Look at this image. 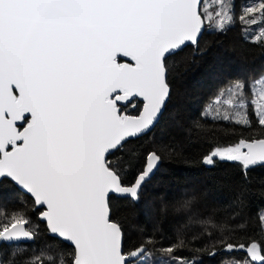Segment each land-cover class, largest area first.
Segmentation results:
<instances>
[{"label": "snow or ice", "instance_id": "obj_1", "mask_svg": "<svg viewBox=\"0 0 264 264\" xmlns=\"http://www.w3.org/2000/svg\"><path fill=\"white\" fill-rule=\"evenodd\" d=\"M234 7V0H0V183L10 180L30 194L48 232L71 246L69 252L48 242L20 260L24 249L16 247L0 264H181L174 255L187 246L180 236L168 246L149 236L125 249L122 226L110 218V193L139 200L170 146L150 151L131 185L109 157L161 115L176 67L170 57L196 45L206 26L228 30ZM238 19L259 24L255 40L264 44V0ZM132 97L142 98L139 115L122 110ZM212 111L213 119L246 129L253 128L251 114L264 130V75L233 81ZM214 158L238 162L245 172L264 165V135L215 147L204 162ZM194 203L184 199L180 206L192 210ZM37 228L25 207L0 209V244L33 240ZM221 242L225 251L247 253L237 264H264L260 243ZM153 249L157 260L148 259Z\"/></svg>", "mask_w": 264, "mask_h": 264}, {"label": "trees", "instance_id": "obj_2", "mask_svg": "<svg viewBox=\"0 0 264 264\" xmlns=\"http://www.w3.org/2000/svg\"><path fill=\"white\" fill-rule=\"evenodd\" d=\"M253 2L234 0L235 24L224 32L206 26L196 45H187L170 57V64L174 62L176 67L169 76L171 94L159 122L151 132L129 140L122 151L110 155L113 164L124 169L123 183L131 185L144 168L147 154L159 150L161 143L170 146L160 152L161 165L144 184L138 202L110 197L111 219L122 226L125 249L138 246L149 236L157 237L164 246L180 236L187 245L174 253L182 258L181 264H237L248 259L243 250L225 251L221 242L225 238L229 243L255 241L264 250V222L260 219L264 216V165L245 172L238 162L218 158L211 165L204 162L215 147L264 135L251 114L253 128L246 129L213 119L212 111L219 93L233 81L247 84L264 75V44L255 40L260 25H245L238 19ZM141 107L142 102L136 101L129 113L137 115ZM191 198H195L193 209L181 208V202ZM21 207L27 209L30 222L38 225V235L32 242L12 243L11 247L2 244L0 259L11 257L16 247L24 251L15 259L28 258L48 242L71 252L68 243L48 232L30 195L10 180L0 183V209L11 212ZM159 258L155 249L148 257Z\"/></svg>", "mask_w": 264, "mask_h": 264}, {"label": "water", "instance_id": "obj_3", "mask_svg": "<svg viewBox=\"0 0 264 264\" xmlns=\"http://www.w3.org/2000/svg\"><path fill=\"white\" fill-rule=\"evenodd\" d=\"M202 3H203V0H202ZM204 30H205V28L204 29H202V32H201V34H200V36L198 37V42H199V40H200V38H201V36H202V34L204 33ZM197 42V43H198ZM187 45H192L191 43H188V44H186L185 46H187ZM184 46V47H185ZM183 47V48H184ZM180 51V50H179ZM125 62H127V58H125ZM170 94H171V88H170ZM169 98H170V95H169V97H168V99L166 100V102H165V106H164V108H163V110H162V113H161V115L157 118V121L154 123V125L152 126V128L150 129V131L149 132H151L153 129H154V127L156 126V124L159 122V120H160V118H161V116H162V114H163V112L165 111V108H166V105H167V103H168V100H169ZM134 101H141L142 102V107H141V110L139 111V113L137 114V115H139L140 114V112L143 110V101H142V98H140V97H132V98H130L127 102H121L122 104H123V107H127L131 102H134ZM132 107H134L135 106V104H132L131 105ZM126 114H129V113H127L126 111H124ZM129 115H132V114H129ZM148 132V133H149ZM143 135H145V134H143ZM143 135H141V136H143ZM140 137V136H139ZM138 138V137H137ZM131 139H135V138H129V140H131ZM115 152V151H114ZM161 162H162V160H160L159 162H158V164L156 165V167H155V169H154V171H153V173L150 175V177L142 184V186H141V189H140V192H141V190H142V188H143V186H144V184L147 182V181H149L153 176H154V174L157 172V170H158V168H159V166L161 165ZM14 183V182H13ZM15 184V183H14ZM16 185V184H15ZM17 186V185H16ZM18 187V186H17ZM19 188V187H18ZM20 189V188H19ZM21 190V189H20ZM21 191H23V190H21ZM23 192H25V191H23ZM26 193V192H25ZM27 194V193H26ZM28 195H30V194H28ZM112 195H114V196H117V197H122V198H130L129 196H127V195H124V194H118V193H110V197L112 196ZM132 199V198H131ZM133 200V199H132ZM134 202H138L139 200H133ZM109 206H110V204H109ZM39 208V207H38ZM110 218H111V212H110ZM41 220V219H40ZM41 221H43V220H41ZM44 222V221H43ZM52 235V234H51ZM35 239H33V240H20V241H14V242H11V244L12 243H27V242H32V241H34ZM64 242H66V241H64ZM66 243H68V242H66ZM2 244H7V243H2ZM2 244H0V246L2 245ZM69 244V243H68Z\"/></svg>", "mask_w": 264, "mask_h": 264}, {"label": "rangeland", "instance_id": "obj_4", "mask_svg": "<svg viewBox=\"0 0 264 264\" xmlns=\"http://www.w3.org/2000/svg\"><path fill=\"white\" fill-rule=\"evenodd\" d=\"M135 102H136V101L131 102L127 107H123L122 110H123V111H126L127 113H129V112H130V109H131V108H130L131 105H132V104H135ZM129 114H130V113H129Z\"/></svg>", "mask_w": 264, "mask_h": 264}]
</instances>
